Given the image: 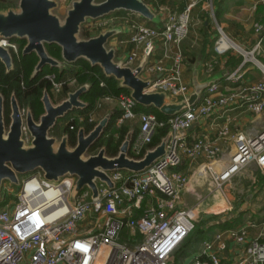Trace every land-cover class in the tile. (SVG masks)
Returning <instances> with one entry per match:
<instances>
[{"label":"built area","instance_id":"built-area-1","mask_svg":"<svg viewBox=\"0 0 264 264\" xmlns=\"http://www.w3.org/2000/svg\"><path fill=\"white\" fill-rule=\"evenodd\" d=\"M190 6L179 12L167 11L160 28L142 22L129 24V42L140 48V56L152 54L156 39L165 49L161 57L146 63L142 72L144 77L158 75L151 81V87L172 95L188 91L180 74L179 44L187 35ZM210 16L214 21L211 9ZM95 21L100 29L113 24L115 18L107 16ZM216 28L215 56L233 47L232 41L217 25ZM254 33L258 36L256 43L248 50H240L241 62L224 79L239 81L243 64L249 62L259 69L260 76L255 82L239 84L225 92H218V84L211 83L195 104L164 119H158L152 112L134 111L135 103L127 93L117 95L120 114L114 124L132 121L136 124V134L128 149L132 155L139 154L157 128L170 130L166 153L143 172L111 171L113 188L98 182L96 199H91L84 187L72 202L69 201L72 175H63L56 182L42 179L38 171L19 176L20 188L13 201L0 205V264H170L173 251L192 231L196 218L194 207H176L188 181L187 175L176 169L182 160H198L194 174L205 184L207 192L251 161L264 170V127L250 133L237 128L230 132L226 120L214 139L205 134L186 138V130L194 122L219 108L238 104L253 114L262 111L264 65L255 52L264 36V19L254 27ZM0 44L14 48L6 39H0ZM215 56L205 62V72L213 70ZM136 57L134 51L129 52L125 64L131 65ZM164 58H170L168 66L164 65ZM52 85L57 89L60 83ZM73 119L80 123L83 117L77 115ZM86 120L93 121L91 113ZM219 139L224 141L222 146L216 143ZM1 189L5 190L4 182ZM146 197L149 200L141 208ZM138 209L140 212L135 216L133 213ZM261 224L264 225V217ZM249 225L214 232L201 241L198 251L183 264H221L217 253L226 248L227 240L241 247L235 264H264L262 233L250 237Z\"/></svg>","mask_w":264,"mask_h":264},{"label":"water","instance_id":"water-1","mask_svg":"<svg viewBox=\"0 0 264 264\" xmlns=\"http://www.w3.org/2000/svg\"><path fill=\"white\" fill-rule=\"evenodd\" d=\"M16 2L14 8L0 9V39L16 38L25 41L21 54L33 52L37 58L30 76L44 65L57 68L60 72L67 64L82 59L90 66H97L104 76L113 78L118 87L126 90L135 104L152 107L164 116H172L186 106L195 104L203 89L214 83L219 75L224 76L223 72H209L206 78L198 79L200 61L196 58L192 66L190 89L184 95H172L166 90L151 87V81L158 75L141 76L148 55H141L134 65H127L124 62L126 56L117 57L114 47L107 45L109 39L122 32V25L111 24L98 29L93 35H81L85 22L116 11L136 14L160 28L164 17L145 0H71L61 18L51 12L56 6L54 0ZM50 43L59 47V59L47 53L44 44ZM0 61L6 69L11 68L8 49L1 44ZM87 87V82L77 84L73 89L66 90L63 97L55 103L51 101L46 89H42L39 99L42 112L37 120H33L28 107L21 115L16 101L11 97L10 120L6 127L3 124L0 95V194L3 182L18 190L19 176L38 171L42 179L53 182L66 174L74 176L69 194L70 202L84 187L87 188L90 198L96 199L99 195L98 182L107 188L115 185L109 172L121 170L140 173L166 153L169 129L155 145L144 148L140 156L129 155L133 129L128 126L113 155L105 153L104 144L89 151V147L107 126L111 114L109 112L97 118L88 131L79 125L72 145L68 144L66 133L49 134L57 119L72 110L85 107L80 95Z\"/></svg>","mask_w":264,"mask_h":264},{"label":"crops","instance_id":"crops-1","mask_svg":"<svg viewBox=\"0 0 264 264\" xmlns=\"http://www.w3.org/2000/svg\"><path fill=\"white\" fill-rule=\"evenodd\" d=\"M147 3L151 4L157 13L165 16L167 11L179 12L184 9L188 4H190L189 9V23L187 35L181 40L179 44L180 53L182 56V63L180 66L181 79L184 84L188 86V90L191 86L192 78V66L196 58L200 61L197 78L202 80L206 78L207 72H205L204 64L215 56L213 51V42L217 36V32H214L213 20L210 16V9H215L217 1H221V9L218 13V23L224 28L223 32L232 41L234 48L226 50L224 53L216 54V63L213 67L211 73H227L232 72L241 62L240 50L250 49L257 41L258 36L252 30V24L255 21H262L264 19V0H145ZM112 14H115L112 16ZM109 17L115 18L113 24L122 25L124 28L121 33L115 35L109 39L107 45L114 47L117 57L126 56L129 52L134 51L137 57L131 65H134L140 58V48H135L132 43L129 42L130 28L129 23L132 18L144 24L157 27L153 23L146 22L141 19L136 14L129 12L117 13L113 12L108 14ZM106 15V16H108ZM103 16V17H106ZM102 18V17H100ZM164 19V18H163ZM97 20V19H95ZM94 20V21H95ZM108 26V25H107ZM216 29V28H215ZM216 31V30H215ZM165 49L162 47L158 39L154 42V50L152 54L147 59L146 63L158 59L162 56ZM168 53V52H167ZM255 57L257 60L264 65V36L261 37L258 48L255 52ZM170 64V58H164V65L168 66ZM242 75L239 81L231 82L224 79V76L219 75L216 78V83L218 84V92H225L229 89L236 87L237 85H247L255 82L259 79L260 73L259 69L251 64L245 63L242 68ZM141 76L144 77V73L141 72ZM69 82V81H68ZM68 89H71L68 85ZM205 89L201 91V94ZM58 93V92H57ZM57 93L54 95L56 98ZM200 94V95H201ZM64 95V94H63ZM63 97V96H62ZM61 97V98H62ZM118 109L116 96H104L97 99L94 103L93 111L91 112L93 121L99 118L106 112L112 113V111ZM67 117L74 118L77 114L76 110H72L65 114ZM64 115V117H65ZM62 117V118H64ZM59 118V119H62ZM59 119L56 121V130H59ZM226 120L228 122L229 131L232 132L234 128L240 129L244 133H250L253 131L260 130L264 127V107L260 113L253 114L246 111L242 106L238 104H233L228 108H219L214 113L210 114L208 117L200 119L193 123V125L186 130L187 140L200 134H205L209 138L214 139L217 136V130L224 124ZM56 125V124H55ZM54 135V134H53ZM217 145L222 146L224 141L222 139L216 140ZM198 160L183 159L182 162L176 167L177 170L186 174L188 181L183 190L179 194V199L176 203V207H194L195 217L197 218L196 205L198 201V194L196 190H201L203 195L206 194V189H204L205 184L199 181V178L194 174V168ZM244 169V168H243ZM241 171V170H240ZM240 171L234 175H239ZM231 179V178H230ZM252 182L256 186V190L264 192V174L261 173L257 175L256 179H252ZM204 186V187H203ZM4 193V189H1V195ZM208 193V192H207ZM0 197V201L3 200ZM149 198L146 197L142 203L141 208L144 204H147ZM195 200V201H194ZM140 210H136L133 214L138 215ZM261 218V217H257ZM263 219V218H262ZM196 221V219H195ZM194 228V227H193ZM253 228V227H252ZM249 229V236L253 237L258 232H263L264 227H255L254 229ZM191 233V232H189ZM188 236V235H187ZM186 236V237H187ZM211 236V234H210ZM209 236V237H210ZM186 237L183 241H185ZM206 237H202V240ZM201 240V241H202ZM261 240L264 241V235L261 236ZM201 244V243H200ZM200 244L195 248L187 251L190 256H183L179 264H183L188 258L198 251ZM227 249L225 250V256L222 264H235L236 259L240 255L241 247L234 244L232 241H226ZM186 254V255H187Z\"/></svg>","mask_w":264,"mask_h":264},{"label":"trees","instance_id":"trees-1","mask_svg":"<svg viewBox=\"0 0 264 264\" xmlns=\"http://www.w3.org/2000/svg\"><path fill=\"white\" fill-rule=\"evenodd\" d=\"M212 4L215 5V9L213 10V17L214 20L218 23V13L221 9V1H217L215 4ZM81 35L84 37L89 36L88 30L86 28H81ZM12 40H16V38ZM44 47L50 56L59 59V47L57 45L50 43L44 44ZM36 60L37 58L33 52L19 55L14 59V64L12 66L13 69L11 68L7 74H3V67L0 63V93H2L3 96H7L10 91H13L16 98L18 99L19 104H21V106L28 104L30 112H32L34 116H37L42 110L39 101L41 91L42 89H46V91L48 92L49 87L51 86L50 80L44 76L46 73H55L56 81L60 82L62 85V91H59L56 95L57 99H60L64 92L68 89L66 83L70 79H72L73 83L76 84L87 82L88 87L86 91H84L80 95V99L85 102V107L76 110V113L79 114V116H82L83 120L80 123H77L75 119H72L71 122L68 123V125L72 124V129H68V125L66 126L68 144L70 145L74 143L75 131L79 125H81L85 131H88L93 126L95 121L87 122L86 118L88 114L93 111L94 103L97 99L104 96H117L119 93H127L124 88L117 86V83L113 78L104 76L97 66H90L86 61L82 59H77L76 61L67 64L66 68L62 69L58 73L57 68L44 65L38 72L30 76ZM134 111L152 112L158 119H164L167 117L162 115L152 107H143L138 104L134 105ZM119 114L120 111L118 109L112 111L108 119L107 126L103 130L100 137L89 147V151L104 144L106 154L113 155L116 152L117 146L119 145L125 132L127 131L126 124H120L114 132H112L111 130V128L114 127L115 120L119 116ZM66 117L67 116L65 115L64 118ZM166 130L167 127L157 128L151 140L145 145L144 148L152 147L153 145H155L158 142L159 138L165 134ZM54 131H56V128ZM135 134L136 128L132 133L131 139L135 136ZM144 148L137 155H132L129 151L128 154L134 157H138L142 154ZM3 203L4 198L0 201V205H2ZM184 243L181 242L174 251L178 252L179 256L182 254H187L188 250L185 251V249L188 245L186 243L184 247H182Z\"/></svg>","mask_w":264,"mask_h":264},{"label":"rangeland","instance_id":"rangeland-1","mask_svg":"<svg viewBox=\"0 0 264 264\" xmlns=\"http://www.w3.org/2000/svg\"><path fill=\"white\" fill-rule=\"evenodd\" d=\"M54 1H56V6L53 9H51V12L61 18L64 13V10L69 6L71 0H54ZM16 3H17L16 0H0V9H4L7 7L14 8L16 7ZM116 12L125 13L124 11H116ZM113 15L115 14H112V16ZM262 21H258V22L255 21L252 24L253 32H254V27L257 24L261 23ZM97 22L98 21L85 22L82 28H86L88 30V34L93 35L98 30V28H96ZM135 22H139V21L132 18V21L127 23L131 24ZM213 22L214 23L211 25L214 28V32L215 33L217 32L218 35V30L216 28V25L218 29L223 32L224 28L215 20ZM16 40H17L16 42L20 43L19 46H21L25 42L23 39H16ZM232 48H234V45ZM58 72L59 71L57 69V73ZM50 74H52V76H50ZM45 75L50 76L47 77L48 79H50V83H51L48 94L50 98L52 97L51 101L55 103L54 102L55 100L53 101L54 95L57 93V89L62 88V85L60 82L56 81L55 73H46ZM52 82L60 83L59 87L56 89V87L52 85ZM66 85L67 86L70 85L71 89H73L77 84L73 83V80L70 79L69 82L67 81ZM25 109L26 108H24V110ZM60 120L61 119H59L58 124L61 123ZM126 125L133 129L132 130L133 133L134 129L136 128L135 122L134 121L127 122ZM56 126L57 123L52 128H50L49 134L52 135L55 134L54 130ZM117 127L118 126L114 125V127L111 128L112 132H114ZM243 168L241 169V171L239 170L240 171L239 175H232L231 179L223 181L219 186L211 188L208 191V193L206 192L205 195H203L201 187H199V190L198 189L196 190V193L199 196L198 201L196 200L197 218H195L196 221L194 222V228L192 229L191 233L188 234L185 241H182L183 243L185 242L182 245V247H184L186 243L188 245L185 251L186 250L189 251L190 248L195 249L201 243L202 237L208 238L210 234H213L214 232H221L228 229H235L242 225H249L248 223L252 224L249 225V227L247 228L248 232L249 229L252 227H253L252 229H254L255 227L261 228L262 218L264 217L263 216L264 192H261L260 190H256V186L252 182V179L253 180L256 179L257 175L261 173L264 174V170L261 171L260 169H258L252 161L249 162ZM4 184H5V190L2 195L0 194V197L3 196L4 202L10 204L15 197V193L17 192V189L15 186L9 185L7 182H4ZM257 217H261V218L257 219ZM262 227H264V225H262ZM261 233L262 235H264V230L263 232L261 231ZM226 249L227 246L223 251H219L217 253L221 259V264L225 256ZM174 251L169 261L170 264H179L183 256H187V257L190 256L188 253L187 255H183V254L180 255L182 256L180 257L179 253Z\"/></svg>","mask_w":264,"mask_h":264},{"label":"flooded vegetation","instance_id":"flooded-vegetation-1","mask_svg":"<svg viewBox=\"0 0 264 264\" xmlns=\"http://www.w3.org/2000/svg\"><path fill=\"white\" fill-rule=\"evenodd\" d=\"M9 43H12L13 45H14V48H11V47H8V46H5V47H7V49H8V52H9V57H10V61H11V68L13 69V64H14V59L15 58H17L19 55H22L21 54V48H22V46L24 45V44H22L21 46H19L20 45V43H18V42H16V40H12L11 38H9V39H6ZM20 47V48H19ZM0 63H1V65H2V67H3V74H7L8 73V71L11 69H6L5 68V66H4V64L0 61ZM46 78L47 77H50V76H52V74H50V76L49 75H44ZM48 79V78H47ZM50 80V79H49ZM59 91H62V88H59V89H57V92H59ZM0 95L2 96V116H3V124H4V126L6 127L7 125H8V122H9V120H10V118H9V113H10V98L11 97H13L14 98V100L16 101V103H17V105H18V107H19V110H21L20 111V113H21V115H23L24 114V108H26V107H28V104H25L24 106H21V104H19V102H18V99L16 98V96H15V94L13 93V91H10V93L7 95V96H3V94L2 93H0ZM41 96V95H40ZM63 96V95H62ZM39 99H40V97H39ZM51 99H52V97H51ZM55 100V101H54ZM59 99H57V98H54L53 99V101L54 102H57ZM40 101V100H39ZM40 104H41V102H40ZM41 108H42V105H41ZM28 109H29V107H28ZM29 111H30V109H29ZM41 112H42V110H41ZM40 112V113H41ZM31 113V116H32V118H33V120H37V118H38V115L37 116H34L33 114H32V112H30ZM64 117V116H63ZM73 118H71V117H66V118H62L61 120H60V125H59V130H58V132L57 131H55V134L56 135H59V134H61V133H67V130H66V126L68 125V123L69 122H71V120H72ZM55 124H56V122H55ZM69 126H71L70 124L67 126V128L68 129H72V128H69ZM54 134V135H55Z\"/></svg>","mask_w":264,"mask_h":264}]
</instances>
